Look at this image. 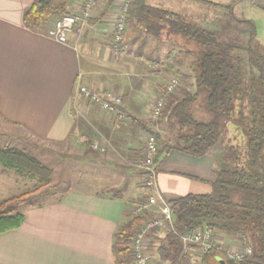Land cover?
Returning <instances> with one entry per match:
<instances>
[{
    "label": "crops",
    "instance_id": "0c3cea01",
    "mask_svg": "<svg viewBox=\"0 0 264 264\" xmlns=\"http://www.w3.org/2000/svg\"><path fill=\"white\" fill-rule=\"evenodd\" d=\"M37 1L0 0V128L7 136L0 146L18 149V144L29 145L30 138L66 146L69 157L60 155V160H85L86 164L93 155L81 147L92 142L108 143L109 147L107 154L93 157V181L78 179L79 186L75 183L55 201L22 207V225L0 234V264H117L115 235L132 216L136 199L143 196L145 202L151 193L140 185L143 172L133 165L145 150L148 133L144 127H156L164 136L168 132L164 124L150 123L157 89L171 75L189 70L173 66L169 58L170 50L176 49L173 45L140 30L132 40L126 36L125 51L115 53L112 36L124 0H99L87 25L76 26L65 44L48 36L57 18L36 29L24 24V13ZM82 1L71 0L68 9L76 10ZM205 1L214 5L204 6L198 0H144L200 24L207 22L197 20L195 11L201 7L221 16V4H232L235 16L255 23L264 49V0L255 4L245 0L251 8L242 6V0ZM187 2L194 10L185 7ZM242 7L244 10L239 9ZM78 83L120 95L126 122L117 128L111 116L84 103L76 93ZM195 108L201 121H209L200 105ZM159 145L157 156H163L158 162L156 156L154 162L156 204L149 207V216L160 213L164 203L189 194H210L220 165L213 153L195 157L175 149L166 152ZM19 150L26 152L24 147ZM28 184L27 179L0 166V203L27 193ZM216 233L227 247L238 242L239 236ZM160 238L154 240V249Z\"/></svg>",
    "mask_w": 264,
    "mask_h": 264
},
{
    "label": "trees",
    "instance_id": "16d2710c",
    "mask_svg": "<svg viewBox=\"0 0 264 264\" xmlns=\"http://www.w3.org/2000/svg\"><path fill=\"white\" fill-rule=\"evenodd\" d=\"M70 3L71 0H38L24 13V24L36 29L51 19L58 20L67 14ZM221 9V16L212 11L207 14V22L200 24L144 0H133L126 20L124 40L127 32L140 30L158 42H168L176 48L169 52L173 66L189 70L179 71L174 77L180 86L158 121L167 131L169 127L174 133L177 130L176 141H169L152 128L145 126L144 130L156 136L166 152L175 149L202 157L212 153L222 132L229 126L234 128L211 193L189 194L167 203L174 230L160 234L158 246L153 248L162 264H183L191 250L184 248L181 237L192 230L206 229L244 236L252 254L235 261L213 250L202 256L204 264H264V49L253 21L237 19L233 5H222ZM232 33L231 41H224L223 34ZM120 46V53L126 50L124 41ZM195 105L201 106L209 121L199 119ZM121 111L124 113L123 108ZM0 166L37 185L34 192L0 203L1 234L22 225L23 204L40 205L33 203L30 196L52 187L53 171L24 151L1 146ZM148 190L153 194V188ZM148 218L132 215L117 231V264H134L132 241Z\"/></svg>",
    "mask_w": 264,
    "mask_h": 264
},
{
    "label": "built area",
    "instance_id": "2783aa9c",
    "mask_svg": "<svg viewBox=\"0 0 264 264\" xmlns=\"http://www.w3.org/2000/svg\"><path fill=\"white\" fill-rule=\"evenodd\" d=\"M255 4L257 0H249ZM132 0H124L120 6L114 32L112 36V45L115 48V53H120V45L124 41L126 32V20L130 3ZM99 0H84L80 7L74 10V13H69L61 16L53 28L48 32V36L62 44H65L68 39V34L71 33L76 26H86L87 21L93 16L97 8ZM180 86L179 80L171 78L157 89V96L155 104L150 113V123L158 126V121L161 113L167 105L170 97L176 92ZM76 93L80 99L87 105L97 109L109 116L115 121V126L119 128L126 122L127 116L121 111L123 104L122 97L114 91L100 92L96 89H91L83 86L81 83L77 84ZM93 151L106 153L108 151V143L92 142L89 144ZM160 150L156 136L147 134L145 138V150L142 158L133 162V165L143 172L145 178V187L147 189L153 188L157 191V170L155 168V158ZM156 204V197L153 194L148 195V198L143 203H136L132 209L131 214L134 216H149V207ZM149 221L143 222L138 232L132 241V249L134 256V264H157L148 251L147 242L150 240L152 233L158 230L173 231V216L167 204L164 203L160 213L154 216H149ZM184 248L186 250H194L200 256L206 253L219 250L231 260L242 261L252 254L247 240L244 236L238 237L236 245L225 248V245L218 239L215 230H192L191 232L181 237ZM188 259L183 264H188Z\"/></svg>",
    "mask_w": 264,
    "mask_h": 264
},
{
    "label": "rangeland",
    "instance_id": "374dc122",
    "mask_svg": "<svg viewBox=\"0 0 264 264\" xmlns=\"http://www.w3.org/2000/svg\"><path fill=\"white\" fill-rule=\"evenodd\" d=\"M162 1L164 2V0H162ZM187 4L188 5H185L186 8H189V10H194V8L191 7V6H193V4H191L190 2H187ZM241 4H242V6H249V7L251 6L245 0H242ZM205 5L209 6L211 4L204 3V6ZM221 5H227V4H221ZM69 6H72V3H70ZM179 6H182V5L179 4ZM231 6H232V4H231ZM202 8L203 7H201V9ZM74 9L75 8H73L71 10L68 9L67 14L74 13ZM201 9H198L197 12L195 11V14L198 15V19H197L198 21L201 19L206 20L207 14L210 15V13L212 12L211 9H208L205 7L203 8V10H201ZM239 9L244 10V7L239 8ZM245 11H246V9H245ZM235 17L241 21L247 20L245 18H242L244 16L237 15ZM262 31L264 33V30H262ZM134 33L135 32H127V36L129 37V39L133 38ZM229 35L232 36L233 33L227 34V35L223 34L224 41H226V42L231 41V38H229ZM232 40H234V39H232ZM235 62H236V60H233V63H235ZM175 74H177V73H175ZM174 77H176V75H171L169 77V79L174 78ZM165 81H166V79H165ZM3 130L4 129L0 128V140L1 139H7L6 138L7 136L5 137L3 135V133H6V131L5 130L3 131ZM154 130L157 131L158 128L155 127ZM161 131H163V130H161ZM176 133H177V130L174 133L169 127V130L166 134L167 139L171 142L174 141V139L176 141V138H177ZM2 135L4 136V138ZM233 135H234V130L232 129V127L229 126L226 131H224L220 134L217 145L214 147V149L212 151V153L216 156V159L218 158L217 161L219 160L220 164L222 162V153H224L226 151V149L228 147L227 145L231 144V142H232L231 139L233 138ZM29 140H30L29 145L18 144V146H20L21 148L24 147L26 149L27 153H29L32 157H35L37 160H39L41 163H43V165H45L47 168L51 169L54 172V175L52 176V182H51L52 187L51 188L44 187L41 191H39L35 194H31L30 197L32 198V202L33 203L36 202V204H41L44 202L46 203L49 201H51V202L55 201L58 197H60L62 194H64V192H66L71 187H73L78 179H80L81 182H83L85 179H87L89 182H91V180L93 181V179H92L93 177L91 178V176H90L91 175L90 166L92 167V165L95 164L94 163L95 160L93 157H98L100 154L105 155L108 153V151L106 153L93 151L91 149L90 145L83 144V145H85V147H81L82 151L89 150L91 152V155H93L92 160L90 161V164H91L90 165L88 162L86 164L85 160L73 161V160H69L67 158H63V160H60V158H59L60 155L65 156V157H69V154H68L69 151L65 150L66 146L50 145V144H46V143H41L39 141L37 143V142H35L34 139L28 138V141ZM157 141H158V144L161 143L159 140H157ZM2 142H4V140ZM80 145H82V144H80ZM143 145H145V142H143ZM20 147H16V148L21 149ZM91 155H87L88 158ZM160 155H161V157L163 156L162 153H160ZM82 156H84V155H82ZM161 157L157 156V158H156V160L158 159L157 162L161 161ZM87 166H89V167H87ZM23 178H25V177H23ZM25 179H27V178H25ZM27 180L29 182L28 192H34V190L37 188L36 182L30 181L29 179H27ZM76 184H77V186L80 185L78 183H76ZM140 185L143 188L145 186L144 175H143V179L141 178ZM23 194H26V193H23ZM23 194H21V195H23ZM120 194H121V192H120ZM121 195H124V193H122ZM17 197H19V196H17ZM144 198L145 197L141 196V197L136 199V202L137 203H143L142 200L144 201ZM23 206H27V204H23ZM134 206H135V204H134ZM155 215H157V213ZM147 221H149V220H145L144 223ZM164 232H166V231L158 230L157 232L152 233L150 238L153 240H150L149 242H147L148 251H149L150 255L152 256V258L156 261L157 264H162V263L157 262V256H156L155 252L153 251L152 246L154 244V240L158 239L160 234H163ZM225 248H227V247L225 246ZM191 252L193 253V255L189 256V260H188L189 263L188 264H204L202 262V256L197 254L194 250H191Z\"/></svg>",
    "mask_w": 264,
    "mask_h": 264
}]
</instances>
